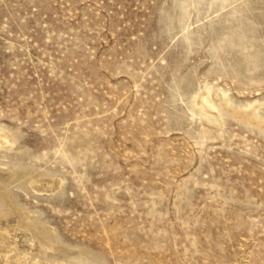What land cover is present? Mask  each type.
I'll return each mask as SVG.
<instances>
[{
  "label": "rangeland",
  "instance_id": "374dc122",
  "mask_svg": "<svg viewBox=\"0 0 264 264\" xmlns=\"http://www.w3.org/2000/svg\"><path fill=\"white\" fill-rule=\"evenodd\" d=\"M0 264H264V0H0Z\"/></svg>",
  "mask_w": 264,
  "mask_h": 264
}]
</instances>
